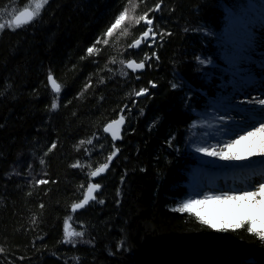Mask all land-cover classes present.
<instances>
[{
    "label": "trees",
    "instance_id": "1",
    "mask_svg": "<svg viewBox=\"0 0 264 264\" xmlns=\"http://www.w3.org/2000/svg\"><path fill=\"white\" fill-rule=\"evenodd\" d=\"M31 1L0 0V9L17 12ZM158 2L49 0L32 25L1 30L0 264H264V239L247 231L249 220L216 229L196 213L173 211L193 178L187 146L195 111L231 91L221 87L232 78L228 14L248 16L263 0H162L149 13L154 47L128 48L146 27L130 18ZM125 7L128 17L105 44ZM129 60L144 61L146 70L130 71ZM140 88L145 97H136ZM124 105L132 111L125 109L121 141L113 144L103 129ZM114 147L109 169L90 178ZM92 182L101 185L95 202L72 212ZM66 228L84 236L64 243Z\"/></svg>",
    "mask_w": 264,
    "mask_h": 264
},
{
    "label": "snow or ice",
    "instance_id": "2",
    "mask_svg": "<svg viewBox=\"0 0 264 264\" xmlns=\"http://www.w3.org/2000/svg\"><path fill=\"white\" fill-rule=\"evenodd\" d=\"M129 4H132V0H128ZM140 2H145V0H140ZM161 2H158L155 4L153 8H149L148 11H145L142 15H140L138 18L131 17L130 20H134V23L136 25H139L141 22L144 23L146 26L145 29L140 33V36L132 41V43L128 44V48H139L142 43L146 44L147 47L151 48L153 44L156 43V37L157 32L153 28L155 17L149 18V13L151 12H158L161 8ZM32 4L34 6H26L24 7L23 11H20L18 14H16L15 9L12 11H9L7 7L4 9H0V19H2L4 16L10 17L7 23L0 22V30H4L6 27L11 29L12 31H16L17 29H21L23 26H30L33 24L34 21L38 20V18L41 17L42 11L49 4V0H32ZM262 7H264V4H262ZM135 11V8L132 9ZM129 8L125 7L114 19V22L110 24V26L107 28L106 32L103 34L104 40L103 42L105 44L108 43L107 37H111L113 35L114 30H116L118 27L122 25V23L126 20V17H128ZM233 18L235 20V23L233 24V30L237 31L241 35L240 42L234 46L233 51L231 53H225V60L228 63V72L230 73V76L232 79L228 81L227 84L221 85V87L227 89L229 85H231V92H229L227 95H224L223 98L225 100L233 101L234 96L243 93L244 95H248L250 90H257L255 89V85L257 83L260 84V91L264 92V43L258 44L255 37L253 36V29L251 22L247 19V16L242 11L238 17L233 14ZM161 38L163 36V33L160 34ZM101 42V38H97L96 43L99 44ZM259 47L261 50L259 52V59L254 60L253 56L256 53V49ZM95 49V45L92 47H89L87 49V53L91 54L93 53ZM152 56H155V52L152 53ZM152 57L145 54V59L150 60ZM158 59V57H156ZM200 65L212 64L213 67H215L213 60L211 59H204L201 57L196 58ZM123 63V62H122ZM258 64L259 68L261 69V72L259 73H253L251 65ZM126 68L131 69L133 72L137 70H143L145 68V62L141 61L137 63L135 60H129L126 62ZM207 74V73H206ZM259 77V80L257 79ZM139 79V76L136 77ZM48 81L52 83L53 87L55 88L56 93L60 92V88L56 85L55 80L53 79L52 74L50 73L47 77ZM152 87H155L156 85L153 82H149ZM172 88L176 89L177 85L175 83L172 84ZM148 89L146 88H140L138 92L135 93L136 97H140L142 95L147 94ZM57 101L59 97L57 96ZM133 105H135L136 101H132ZM250 104L256 105L259 104L261 106H264V98H254L249 101ZM241 106V105H239ZM58 107L57 102H53L51 105V108L55 110ZM243 107V106H241ZM249 110H252V116L250 119L252 120V123L244 124L241 127L240 131L235 132V138H230L228 140L218 142L217 144H210L208 146H198L196 147L195 151L197 153H204L205 156L208 157H219L221 160H241L245 159V156H241L235 152H233V148L240 145L242 141L248 140L250 137H255L259 144L255 145L252 143H249L245 151L247 153V156H261L264 157V107H247ZM125 109H128L129 112L132 111L131 108H129L128 105H124L120 109V115L117 120L112 121L110 124L107 125L103 129L104 133H108L111 131V140L113 141V144L115 141L119 139L117 136V132L113 129V125H123L125 121V115L124 111ZM226 118H230L229 115H221L218 117L219 120L223 121ZM258 125V126H257ZM231 130L228 129V131L225 133L230 134ZM242 133V134H241ZM84 141H81V144H83ZM89 144L92 143L91 140L88 141ZM206 143V141H205ZM56 147V144L53 143L48 151H51ZM219 148V150H217ZM119 152L118 148L114 147V150L111 152V154L107 157L109 163H104L100 167H97L94 171L90 173V178H95L101 175L105 170L109 169L110 162L113 160V157L117 155ZM41 164L44 163V161L41 159ZM77 165H73V167H76ZM31 167V166H29ZM123 179V178H122ZM37 184H46L48 183L45 179H39L36 180ZM83 187V185H82ZM101 185L99 183H88L86 193L83 197V200H81L80 203H76L72 205V210L75 212L77 209L84 208L86 205L89 204L90 200H95L96 197L93 194L94 190L99 189ZM119 194V193H118ZM225 200H232V201H240V200H246V201H255L257 205L261 203V201H264V179H262L261 182H259L258 186H253L249 190H243L240 191L239 194H230L228 192L222 193ZM260 199H257V198ZM215 199L217 201H220V196L213 197L212 195L206 194L204 196V200H212ZM100 203H103V201H100ZM201 200L197 199H187L183 202H181L177 207L173 209V211L185 213V212H192L197 205L201 204ZM43 207V205H41ZM197 216H200V213L196 212ZM202 223L208 224L212 228H218L219 226L215 223H212L208 219H204L203 217H200ZM249 225H252L256 223V221H253L251 218L248 221ZM67 225V221L65 222ZM241 225H232L226 223L224 225V228H232V227H240ZM247 231L249 233H255L258 235L261 239H264V230H257L252 226H249ZM84 232L83 231H67V228L65 229V235H64V243H71L73 246L77 242L75 238L77 237H83ZM2 251V249H0ZM247 264H252V262H247Z\"/></svg>",
    "mask_w": 264,
    "mask_h": 264
},
{
    "label": "rangeland",
    "instance_id": "3",
    "mask_svg": "<svg viewBox=\"0 0 264 264\" xmlns=\"http://www.w3.org/2000/svg\"><path fill=\"white\" fill-rule=\"evenodd\" d=\"M27 6L31 7L34 5L31 1V3ZM23 9L24 8L18 10L16 14H18ZM249 15H251V12L248 14V16ZM253 16L247 19L252 24L253 36L255 37L257 43L261 44L262 42H259L257 37L264 38V28L263 25L256 26L258 19L257 17L254 18ZM9 19L10 17L4 16L2 19H0V22L7 23ZM227 23L228 26L226 27L224 34L229 43V47L226 48V53H229L228 50L233 51L234 46L240 42L241 35L239 32L233 30V24L235 23V20L231 14H228ZM157 41L158 39L156 40V42ZM155 44H153L151 49ZM144 46L147 45L144 44ZM140 48H134V50L139 51ZM253 59L258 60L259 54L255 53ZM206 65L213 66L212 64ZM251 68L254 74L259 73L258 71L261 70L260 68H258L257 64L251 65ZM257 79L259 80V77H257ZM228 93L229 92H227L226 94ZM260 94L261 91L259 93H256V91L253 90L249 91L248 95H244L243 93L235 95L233 101L223 99L215 102L211 108H204L203 111H195L196 118L191 123L188 134L187 152L190 156L195 158V162L193 163L194 168L192 170L194 177L192 178L188 186H186L188 190V197L185 200L190 198L201 200L202 203L197 205L192 212L196 213L198 211L200 213L199 217H203L204 219H208L212 223L217 224L219 227L216 229L224 228V225L226 223L238 225L241 221L249 220L251 218L253 221H256V223L251 225L252 227L257 229L258 231L264 230V201H261V203L257 205L255 201L225 200L222 195V193L224 192H228L230 194H239L240 191L249 190L253 186H258L259 182H261L264 177L260 175L261 178L258 180V182L253 184L252 181H257V176L250 174L260 170V167L264 166V158L260 160L256 157H246L245 159L241 160L227 161L221 160L219 159V157H208L205 156L204 153H197L195 151L196 147L198 146H208L210 144H217L218 142H222L230 138H235V132L240 131L241 127H237L231 130L226 122H228L229 119H245V121H252L250 119L252 113L245 109V103L250 99L252 100L257 97L261 98ZM221 115H229L230 118H226L225 120L221 121L218 119V117ZM228 129H230L231 132L230 134L226 135L225 133L228 131ZM248 141L259 143V141L255 137H250L248 140L242 141V143ZM238 146L233 148L232 151L240 155L239 150H237ZM217 150H219V148H217ZM246 169L255 170H251L252 172L248 173ZM237 173H239L241 176H244V185H240L237 182H232L226 179V177L230 175H233V177L237 176ZM206 194L212 195L213 197L220 196L221 199L220 201H217L215 199L204 200V196ZM257 199L260 198L258 197ZM180 203L181 202H179V204Z\"/></svg>",
    "mask_w": 264,
    "mask_h": 264
},
{
    "label": "bare ground",
    "instance_id": "4",
    "mask_svg": "<svg viewBox=\"0 0 264 264\" xmlns=\"http://www.w3.org/2000/svg\"><path fill=\"white\" fill-rule=\"evenodd\" d=\"M257 39H258V41L259 42H262V43H264V38H262V37H257ZM260 48L258 47L257 49H256V54H259V52H260ZM257 66H258V68H259V65L257 64ZM258 72H261V70L260 71H258ZM258 85V86H257ZM255 89H257V90H255L256 91V93H259L260 92V84H256L255 86ZM250 91H253V90H250ZM251 95V94H250ZM261 98H264V92H261ZM251 100V99H250ZM250 100H248V101H246V103H245V109L247 110V111H249L250 113H252V110H249L247 107H256V108H259V107H264V106H261V105H259V104H256V105H252V104H250L249 103V101ZM252 121H245V119H241V120H231V119H229L228 120V122H226L227 123V125H228V127L232 130V129H235V128H237V127H242V125H244V124H248V123H251ZM249 143H252V144H255V145H258L259 143H255L254 141H248V142H244V143H242L241 145H239L238 147H237V150H239V153H240V155L241 156H245V157H256V158H258V159H260V160H262V158H264V157H261V156H258V155H256V156H247V153H246V151H245V148H246V146L249 144ZM264 168H262V169H260V170H258V172H257V174H259V175H262L263 177H264V171H262ZM261 171V172H260ZM237 182H238V184H242V185H244V183H243V178L241 177V175L239 174V173H237ZM256 179H257V181L259 180V176H257L256 177ZM236 181H234V182H236ZM257 181H252V183L253 184H255Z\"/></svg>",
    "mask_w": 264,
    "mask_h": 264
},
{
    "label": "water",
    "instance_id": "5",
    "mask_svg": "<svg viewBox=\"0 0 264 264\" xmlns=\"http://www.w3.org/2000/svg\"><path fill=\"white\" fill-rule=\"evenodd\" d=\"M23 11V10H22ZM154 25V24H153ZM158 39V35H157V37H156V40ZM142 45H144L143 43H142ZM142 45L140 46V47H142ZM139 47V48H140ZM139 48H135V49H139ZM138 63V62H137ZM130 71H132L131 69H129ZM146 70V64H145V68L143 69V70H137V71H135V72H144ZM53 79L55 80V78H54V76H53ZM55 82H56V80H55ZM49 85H50V87H51V89L56 93V91H55V88L53 87V85H52V83L51 82H49ZM56 85L60 88V86H59V84L56 82ZM146 95V94H145ZM145 95H142V96H140V98H142V97H144ZM110 124V123H109ZM108 125V124H107ZM125 125H126V119H125V121H124V123H123V125H117V124H114L113 125V129L117 132V136L119 137V139L117 140V141H115L116 143L117 142H120L121 141V138H122V133H123V130H124V127H125ZM107 127V126H106ZM110 138H111V131L110 132H108V133H106ZM106 171V170H105ZM104 171V172H105ZM103 172V173H104ZM103 173H101V175L103 174ZM100 175V176H101ZM100 176H98V177H100ZM98 177H95V178H98ZM92 183H94V182H92ZM99 190H100V188L99 189H96V190H94V192H93V194L92 195H94L95 197H96V195H97V193L99 192ZM83 200V199H82ZM96 200V199H95ZM95 200H90L89 201V204L88 205H86L84 208H81V209H77L75 212H81V211H83L84 209H86L88 206H90V204L91 203H93V202H95ZM81 202V201H80ZM79 202V203H80ZM72 210V209H71ZM72 212H73V210H72Z\"/></svg>",
    "mask_w": 264,
    "mask_h": 264
}]
</instances>
